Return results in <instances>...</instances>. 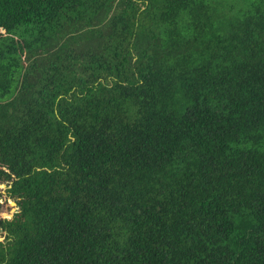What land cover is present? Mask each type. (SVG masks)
<instances>
[{
	"label": "trees",
	"instance_id": "16d2710c",
	"mask_svg": "<svg viewBox=\"0 0 264 264\" xmlns=\"http://www.w3.org/2000/svg\"><path fill=\"white\" fill-rule=\"evenodd\" d=\"M0 264H264V0H0Z\"/></svg>",
	"mask_w": 264,
	"mask_h": 264
},
{
	"label": "rangeland",
	"instance_id": "374dc122",
	"mask_svg": "<svg viewBox=\"0 0 264 264\" xmlns=\"http://www.w3.org/2000/svg\"><path fill=\"white\" fill-rule=\"evenodd\" d=\"M0 200H1V204H2L1 206H2V208H3V210H4V207H5V205H6V204H5L6 201H5V199H4L3 197H2Z\"/></svg>",
	"mask_w": 264,
	"mask_h": 264
}]
</instances>
